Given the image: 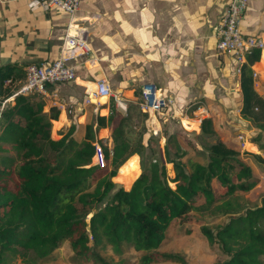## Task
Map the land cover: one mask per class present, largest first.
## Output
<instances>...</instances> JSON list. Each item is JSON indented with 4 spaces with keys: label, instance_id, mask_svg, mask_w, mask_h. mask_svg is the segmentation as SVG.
Segmentation results:
<instances>
[{
    "label": "trees",
    "instance_id": "trees-1",
    "mask_svg": "<svg viewBox=\"0 0 264 264\" xmlns=\"http://www.w3.org/2000/svg\"><path fill=\"white\" fill-rule=\"evenodd\" d=\"M259 59V51L247 53L241 114L260 130L253 143L264 150V100L254 90L251 69ZM25 78L26 70L24 76L0 72V98L18 93ZM44 108L43 96L29 93L17 94L2 110L0 264H11L12 258L18 264L52 263L64 243L74 264H113L98 247L119 257L131 249L139 254L140 264H186L184 257L161 254L159 248L173 225L187 223L199 224L208 243L219 245L226 260L216 264H264V199L261 206L248 208L238 198L255 189L259 178L240 151L218 135L213 119L202 120L196 137L165 131L163 147L157 135L148 145L131 149L117 128L109 166V148L96 139L92 125L81 141L74 126L55 138L53 120L59 110ZM115 115L112 103L109 116L98 118L97 129ZM198 137L214 139L201 148L206 162L186 163L191 151L200 150ZM132 154H138L141 171L124 188L112 179ZM205 215L227 220L213 229Z\"/></svg>",
    "mask_w": 264,
    "mask_h": 264
},
{
    "label": "crops",
    "instance_id": "crops-1",
    "mask_svg": "<svg viewBox=\"0 0 264 264\" xmlns=\"http://www.w3.org/2000/svg\"><path fill=\"white\" fill-rule=\"evenodd\" d=\"M230 1L84 0L74 19L88 29L89 54L74 52L67 64L75 68L76 80L49 84L43 96L45 111L59 110L53 120V137L60 138L74 126L75 138L81 141L87 126L92 125L96 139L109 148L110 166L117 128L131 149L148 145L157 135L163 147L165 131L200 134L202 120L197 109L203 106L218 135L230 146L238 143L241 134L259 151L249 139L256 138L260 130L241 114L242 72L248 61L239 73L236 57L217 50V28ZM69 22L66 12L40 0H0L3 71L24 76L29 64L54 62L61 55ZM241 29L249 35L264 34V0H249ZM251 69L254 90L264 100V53ZM102 78L126 102V111L113 98L87 102ZM147 83L154 84L162 97L173 100L159 114L140 108L139 93ZM112 103L114 119L97 129L98 118L109 116ZM136 156L139 158L130 155L120 169ZM118 174L113 182L130 188L115 181Z\"/></svg>",
    "mask_w": 264,
    "mask_h": 264
},
{
    "label": "built area",
    "instance_id": "built-area-1",
    "mask_svg": "<svg viewBox=\"0 0 264 264\" xmlns=\"http://www.w3.org/2000/svg\"><path fill=\"white\" fill-rule=\"evenodd\" d=\"M43 5L50 8L62 9L69 16L70 22L63 38L61 55L54 62L43 64H29L26 67V78L18 93L8 98H0V118L2 110L17 94L38 93L46 96L49 84L67 83L76 80L73 66L67 60L74 52L89 54L88 29L81 27L74 19L81 9L84 0H40ZM249 0H231L221 18L217 28V50L221 53L233 54L238 62L237 71L240 73L243 65L247 63V53L257 50L264 53V34L249 35L242 32L241 24L247 10ZM257 77V73H253ZM10 80H6L8 84ZM140 108L144 112L159 114L173 103L171 98H164L154 84L142 85L140 91ZM88 103L98 101L102 97L113 98L116 105L126 111V102L114 94L105 78L96 82L95 89L89 94ZM200 121L210 117L209 111L203 106L198 107ZM243 147L249 144L244 135H239Z\"/></svg>",
    "mask_w": 264,
    "mask_h": 264
},
{
    "label": "rangeland",
    "instance_id": "rangeland-1",
    "mask_svg": "<svg viewBox=\"0 0 264 264\" xmlns=\"http://www.w3.org/2000/svg\"><path fill=\"white\" fill-rule=\"evenodd\" d=\"M168 133V132H167ZM190 137H196L194 133H188ZM260 133H258L259 135ZM240 135V134H239ZM238 143L233 146L236 150L240 151L243 159L251 166L255 177L259 178V184L251 192L244 195H239L238 198L248 208H255L262 205L264 199V150L256 151L251 144H245L243 147L242 141L239 139ZM257 135V136H258ZM196 143L199 145L200 150L191 151L185 157V160H194L206 162V153L202 147H208L214 143L212 138H195ZM254 138L249 140L253 142ZM261 141H264V132ZM99 151V150H98ZM98 162V161H95ZM109 165V161L106 163ZM133 167V169H131ZM127 169V170H125ZM141 171L139 158L136 156L131 158L121 168L115 181L125 184L127 180ZM209 227L215 229L218 225L223 224L226 217H210L205 215ZM96 251L105 259L113 264H140L139 254L131 249H126L125 253L119 257L112 253L108 248H96ZM161 254H177L184 257L186 264H216L226 260V255L222 252L219 245L211 246L208 240L201 231V226L197 223L176 224L173 225L167 232L165 242L159 248ZM56 257L52 263L48 264H74L72 262V252L68 244L64 243L55 253ZM20 262L17 258L10 260L11 264H18ZM154 264H176L165 261H160ZM180 264V263H177Z\"/></svg>",
    "mask_w": 264,
    "mask_h": 264
},
{
    "label": "water",
    "instance_id": "water-1",
    "mask_svg": "<svg viewBox=\"0 0 264 264\" xmlns=\"http://www.w3.org/2000/svg\"><path fill=\"white\" fill-rule=\"evenodd\" d=\"M2 71H3V65L1 63V48H0V72H2Z\"/></svg>",
    "mask_w": 264,
    "mask_h": 264
},
{
    "label": "bare ground",
    "instance_id": "bare-ground-1",
    "mask_svg": "<svg viewBox=\"0 0 264 264\" xmlns=\"http://www.w3.org/2000/svg\"><path fill=\"white\" fill-rule=\"evenodd\" d=\"M106 98H107V97H102V98H100V100H101V99L103 100V99H106ZM131 169H133V167H132ZM125 170H127V169H125Z\"/></svg>",
    "mask_w": 264,
    "mask_h": 264
}]
</instances>
